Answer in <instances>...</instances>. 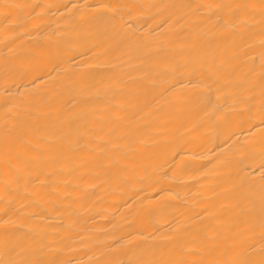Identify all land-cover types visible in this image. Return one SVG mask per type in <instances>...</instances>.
Masks as SVG:
<instances>
[{"label":"bare ground","instance_id":"obj_1","mask_svg":"<svg viewBox=\"0 0 264 264\" xmlns=\"http://www.w3.org/2000/svg\"><path fill=\"white\" fill-rule=\"evenodd\" d=\"M0 264H264V0H0Z\"/></svg>","mask_w":264,"mask_h":264}]
</instances>
